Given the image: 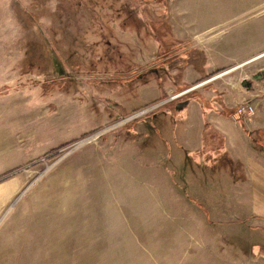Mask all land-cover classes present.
<instances>
[{
  "label": "rangeland",
  "instance_id": "obj_1",
  "mask_svg": "<svg viewBox=\"0 0 264 264\" xmlns=\"http://www.w3.org/2000/svg\"><path fill=\"white\" fill-rule=\"evenodd\" d=\"M127 2L0 0V264H170L135 200L154 142L138 145L139 123L200 90L252 107L231 115L243 137L264 116V56L222 74L264 52V0H167V26L146 0L153 34ZM183 52L193 61L180 70L159 66ZM188 66L198 73L184 84ZM254 235L239 249L226 238L222 264H264V229Z\"/></svg>",
  "mask_w": 264,
  "mask_h": 264
},
{
  "label": "crops",
  "instance_id": "obj_2",
  "mask_svg": "<svg viewBox=\"0 0 264 264\" xmlns=\"http://www.w3.org/2000/svg\"><path fill=\"white\" fill-rule=\"evenodd\" d=\"M210 64L209 60L206 73ZM183 72L184 84L198 73L193 66ZM148 89L139 91L143 105L149 103ZM154 93L158 97L157 89ZM197 94L173 107L166 100L155 116L139 123L136 138L140 147L154 142L144 155L149 160L135 164L133 176L141 186L135 200L151 213L159 241L170 244V264H222L226 238L239 249L242 242L251 243L257 227L264 229L263 154H256L246 142L250 132L264 127V116L254 115L243 137L231 115L226 116L234 106L218 97L209 100L211 95L201 90Z\"/></svg>",
  "mask_w": 264,
  "mask_h": 264
},
{
  "label": "trees",
  "instance_id": "obj_3",
  "mask_svg": "<svg viewBox=\"0 0 264 264\" xmlns=\"http://www.w3.org/2000/svg\"><path fill=\"white\" fill-rule=\"evenodd\" d=\"M132 1H134V2H132V3L127 2L125 4V7L127 8L128 11L131 12L130 14H132V17L135 20L134 25L136 27L143 25L145 27V29L147 31H149L148 33L153 34L155 32V29L158 28V26L160 24L157 27L154 26L153 30H152L150 24L146 22L145 15H144L145 8L148 7L146 0H132ZM153 1H155L154 5L152 4V6H154L153 9H155L158 14L161 13L160 18H157V20H159V21L162 20L161 22L162 23L164 22V26H167L168 24L167 23L165 24V21L168 18V15L166 13V11H167V7H166L167 6V0H153ZM130 5H132V6L135 5V7L134 6L129 7ZM124 20L126 22V19H124ZM130 25H132V24H130ZM119 28L123 31H130L131 30L128 28V26L124 22L121 25H119ZM189 55L190 54L188 52L180 53V54H178V55H176L170 59L161 61L159 63V66L160 67H167V66L174 65L178 68L184 67L185 65L189 64L190 61H193V57L189 56ZM186 58H187V60H186ZM236 109H237V107H234L232 109H228V115H226V116H230V115L234 114L236 112ZM249 138L256 146H259L261 148L262 152L264 153V127L263 128H257L253 132H250Z\"/></svg>",
  "mask_w": 264,
  "mask_h": 264
},
{
  "label": "built area",
  "instance_id": "obj_4",
  "mask_svg": "<svg viewBox=\"0 0 264 264\" xmlns=\"http://www.w3.org/2000/svg\"><path fill=\"white\" fill-rule=\"evenodd\" d=\"M236 112L240 115V116H249L252 112L253 109L250 105H239L237 106ZM99 134L95 133L89 137H87L86 142H94L98 139Z\"/></svg>",
  "mask_w": 264,
  "mask_h": 264
},
{
  "label": "bare ground",
  "instance_id": "obj_5",
  "mask_svg": "<svg viewBox=\"0 0 264 264\" xmlns=\"http://www.w3.org/2000/svg\"><path fill=\"white\" fill-rule=\"evenodd\" d=\"M127 54H128V53H127ZM263 56H264V52H262V53H260V54H258V55H256V56H254V57H251V58L247 59V60L244 61V62L238 63V64L235 65L233 68L229 69L228 71H226V72H224V73H222V74H225V73L230 72V71L235 70V69H239V68H241L242 66H244V65H246V64H248V63H250V62H252V61H255V60H257V59H259V58H261V57H263ZM222 74H220L219 76H221ZM234 87H235V86H234ZM235 88H236V87H235Z\"/></svg>",
  "mask_w": 264,
  "mask_h": 264
}]
</instances>
